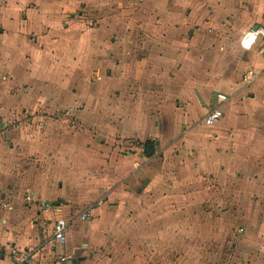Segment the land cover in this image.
Wrapping results in <instances>:
<instances>
[{"label":"crops","instance_id":"crops-1","mask_svg":"<svg viewBox=\"0 0 264 264\" xmlns=\"http://www.w3.org/2000/svg\"><path fill=\"white\" fill-rule=\"evenodd\" d=\"M245 3L250 12L242 10ZM256 24L264 27V0H0V264H14L11 247L39 248L26 264H108L88 256L111 223L105 213L130 208L136 194L124 186L153 182L176 139L202 140L197 127L212 128L213 144L224 154L229 144L234 156L246 150L250 167L264 170V131L246 124L261 110L250 99L235 101L251 86H243L244 72L236 78L237 70L257 60L253 69L259 68L258 55L240 46ZM238 46L246 62L231 67L225 52ZM237 80L222 121L204 125L208 103L212 108L216 94H227ZM64 117H74L80 129L69 139L52 129ZM13 120L23 123L21 130L8 125ZM29 122L41 131L23 128ZM34 132L43 140L33 147ZM146 140L156 143L148 158ZM167 140L174 144L163 150ZM37 150L40 163L81 174L91 187L87 196L65 200L58 194L63 183L49 189L43 177L34 180ZM101 196L103 204L80 219ZM59 199L77 205L75 211ZM57 218L70 224L65 247L55 253L49 236ZM60 252L67 261L58 260Z\"/></svg>","mask_w":264,"mask_h":264},{"label":"rangeland","instance_id":"rangeland-1","mask_svg":"<svg viewBox=\"0 0 264 264\" xmlns=\"http://www.w3.org/2000/svg\"><path fill=\"white\" fill-rule=\"evenodd\" d=\"M242 8L244 13L251 11L246 3ZM208 13L209 19L211 9ZM237 49L239 51L225 52L232 57L228 60L231 67L238 61L246 62L239 46ZM251 51V55L255 56L256 48ZM257 63L238 69L239 73L235 77L239 78L243 72L256 67ZM238 80L225 93L231 98L240 87ZM250 85V92L240 94L235 101L245 98L256 102V108L261 110L260 115L256 121L246 124L264 131V74ZM216 91L212 89L208 92V101L212 100ZM206 109H211L209 103ZM247 111L245 106L241 114L243 121L248 119ZM22 124L13 120L8 125L21 130ZM29 125L23 128L32 127L41 131L43 127L41 124L32 125L31 122ZM77 127L74 117H64L54 123L52 129L61 131L69 139L70 135H77L74 131H80ZM197 128L200 129L199 133L202 132V140L187 137L192 143L181 138L175 140L177 144L171 140L165 142L163 150L169 149L172 144L174 146L167 153L165 166L158 167L159 173L154 174L153 182L151 179L148 184V178L143 180V185L124 186V189L130 188L136 194L135 200L130 208L122 205L116 211H105L106 220L111 222L105 225L106 233L109 232L99 240V248L89 253V261H107L108 264L111 261H117V264H254L264 261V170L250 167L246 150L241 149L240 154L234 156L228 152L232 149L230 144L225 154L219 144L215 147L212 128ZM184 130L185 126L182 125L181 131ZM33 134L36 135L34 147L43 139L40 136L37 139L36 132ZM95 141L103 144L99 138ZM132 144L135 142L132 141ZM8 145L13 146L11 143ZM33 153L31 163L34 180L43 177L49 189L61 187L63 183L58 194L64 195L65 200L68 197L75 201L82 200L87 196L85 192L90 191L88 188L91 187H88L81 174L58 168L55 162L42 164L37 158L40 151ZM35 157L37 162L33 161ZM242 159H245L244 165L239 164ZM260 164L264 168V162ZM253 179H259V184H251ZM102 197L88 208L100 201L103 204ZM64 199L57 201L68 204L70 211H75L77 205L64 202ZM108 206L114 205L108 203ZM89 221L82 222L81 226L88 227ZM111 227H115L116 233H112Z\"/></svg>","mask_w":264,"mask_h":264},{"label":"built area","instance_id":"built-area-1","mask_svg":"<svg viewBox=\"0 0 264 264\" xmlns=\"http://www.w3.org/2000/svg\"><path fill=\"white\" fill-rule=\"evenodd\" d=\"M240 46L244 50H252L256 48V54L259 58V68L250 69L242 74L241 81L243 86H248L255 82L262 74H264V27L259 26L257 29H250L240 40ZM229 96L224 93L216 94L214 106L204 115L203 123L206 126H214L219 124L223 118V105L228 101ZM25 201H31V195L25 196ZM44 206H47L46 204ZM92 207L85 209L80 215V219L91 216ZM70 221L64 218H57L52 224L49 236L50 248L53 252H58L65 247L67 241V229ZM39 248L31 247L18 249L11 247L10 254L13 257L14 264H26L30 262ZM60 262L67 261V256L58 253Z\"/></svg>","mask_w":264,"mask_h":264},{"label":"trees","instance_id":"trees-1","mask_svg":"<svg viewBox=\"0 0 264 264\" xmlns=\"http://www.w3.org/2000/svg\"><path fill=\"white\" fill-rule=\"evenodd\" d=\"M142 154L145 157H151L155 153V147L156 143L151 141V140H146L145 142L142 143Z\"/></svg>","mask_w":264,"mask_h":264},{"label":"water","instance_id":"water-1","mask_svg":"<svg viewBox=\"0 0 264 264\" xmlns=\"http://www.w3.org/2000/svg\"><path fill=\"white\" fill-rule=\"evenodd\" d=\"M258 27H259V26H258L257 24L254 25L253 30L257 29ZM68 264H71V262L69 261Z\"/></svg>","mask_w":264,"mask_h":264}]
</instances>
